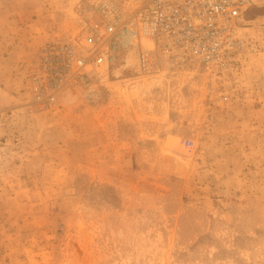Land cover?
Here are the masks:
<instances>
[{"label":"rangeland","instance_id":"374dc122","mask_svg":"<svg viewBox=\"0 0 264 264\" xmlns=\"http://www.w3.org/2000/svg\"><path fill=\"white\" fill-rule=\"evenodd\" d=\"M97 1L0 0V264H264V51L58 82Z\"/></svg>","mask_w":264,"mask_h":264},{"label":"built area","instance_id":"2783aa9c","mask_svg":"<svg viewBox=\"0 0 264 264\" xmlns=\"http://www.w3.org/2000/svg\"><path fill=\"white\" fill-rule=\"evenodd\" d=\"M256 6L264 0H99L85 37L68 42L62 66L49 68L61 82L64 69L112 65L121 51L141 45L144 70L155 64L157 49L171 68L202 66L224 75L239 69L245 52L264 51V19L245 17ZM144 39L153 46L145 48Z\"/></svg>","mask_w":264,"mask_h":264},{"label":"bare ground","instance_id":"6f19581e","mask_svg":"<svg viewBox=\"0 0 264 264\" xmlns=\"http://www.w3.org/2000/svg\"><path fill=\"white\" fill-rule=\"evenodd\" d=\"M67 94H68V100L70 101V100H75L76 99V96L73 94V92H72V90H69L68 92H67Z\"/></svg>","mask_w":264,"mask_h":264}]
</instances>
